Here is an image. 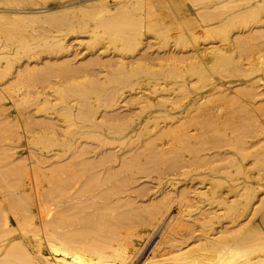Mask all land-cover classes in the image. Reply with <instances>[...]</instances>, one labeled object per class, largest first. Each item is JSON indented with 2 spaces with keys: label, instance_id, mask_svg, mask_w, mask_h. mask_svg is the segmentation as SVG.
<instances>
[{
  "label": "bare ground",
  "instance_id": "bare-ground-1",
  "mask_svg": "<svg viewBox=\"0 0 264 264\" xmlns=\"http://www.w3.org/2000/svg\"><path fill=\"white\" fill-rule=\"evenodd\" d=\"M83 1L33 16L88 34L75 40L91 51L81 66L51 37L37 44L44 59L19 70L35 47L0 27L16 45L0 46V126L25 150L0 147V264H137L150 235L138 264H264V0H187L165 13L158 0L74 8ZM128 102L135 113H116ZM153 167L171 175L165 185H136Z\"/></svg>",
  "mask_w": 264,
  "mask_h": 264
},
{
  "label": "rangeland",
  "instance_id": "rangeland-1",
  "mask_svg": "<svg viewBox=\"0 0 264 264\" xmlns=\"http://www.w3.org/2000/svg\"><path fill=\"white\" fill-rule=\"evenodd\" d=\"M0 1H2V2H5V0H0ZM26 1V0H25ZM32 2V3H29V2ZM43 1V2H42ZM66 0H27V2L26 3H24L22 6H19V8H18V6L17 7H15V6H11V5H1L0 7H1V9H0V11L1 12H6V14H7V12L8 13H15V14H17V15H24V16H31L29 19L27 18L26 20H28V21H30V19L31 20H33L32 22L30 21V22H28V21H24V22H22V21H20V23H19V21H16V22H14V24H12V21L10 20H8V19H6L5 20V17H3V18H0V27H1V29H3V31H5L6 30V32H7V30L8 31H10V32H13V30H14V34H17L18 32H20V30H21V32L19 33V35L17 34L16 36L14 35V42L12 41L11 43H16V45H18L17 44V41L19 40H23V38H25L23 41L21 40L20 42H22V43H26V42H28V43H26V44H28V45H33L32 47H35V50H33V52L31 53L32 54V57H30L29 59H27V57L25 58V55H22V53H20L19 54V56L17 57V58H19V61L18 62H16V64H18L19 65V70H23L22 68L23 67H25L26 65H25V63L27 62V60H29V62H31L32 63V61H36V59L37 58H40L41 60H42V58L44 59V57L46 56V54H45V52L41 49V48H38V46L39 45H41V44H43L42 43V41L44 40V41H48V40H50L51 41V39H49V38H51V37H54V38H57V39H60V40H62L64 43H66V45H70V47H68V49H69V53H71V52H73L74 51V53H75V51H77V56L78 57H75L74 58V60H72V63L71 64H74V66H81V65H83L84 63H85V59L86 58H88V56L90 55V53H91V51H88V50H86V49H84V47H82V46H79V45H77V42L75 41V40H77L78 38H81V41L82 40H84V41H86L85 39H87V35L88 34H81L80 33V31L78 32V31H75V32H66V33H63V32H56L57 31V29H54V28H49L46 24H44L42 21H41V19H43V18H39L40 20L39 21H36V19H38V17L36 18V17H33L34 15H43V14H48V13H54V12H56V11H58V10H60V7H62L63 5H64V2H65ZM86 1H87V3H86ZM94 1V2H93ZM100 1H102V2H105V5L106 6H108L109 8H111V9H114L115 7H117L116 5H117V3H118V1L117 0H84L82 3H78V4H75L74 5V8L76 9V8H78V7H81V6H87V5H91V4H93V6H94V8L97 6L98 7V4H96V2H100ZM129 1H132V0H129ZM159 2H156V1H154V2H156V4H155V9H156V11L158 12V11H160V12H162V13H165L164 11H166L167 12V10H166V8L167 7H169V8H172L173 9V6L175 5V6H181L182 7V5H180L182 2H184L187 6H191V4H189V1H187V0H158ZM63 2V3H62ZM91 3V4H89V3ZM116 3V4H115ZM169 4H170V6H169ZM157 5V6H156ZM92 6V7H93ZM3 7V8H2ZM92 7H90V8H92ZM143 8L145 7V5L144 6H142ZM141 7V8H142ZM6 8V9H5ZM16 8V9H15ZM45 9V10H49V11H47L46 13H42V12H39V10H42V9ZM157 8H158V10H157ZM19 9V10H18ZM97 9V8H96ZM54 10V11H53ZM73 11H74V9H73ZM72 9L70 10V12H69V16H70V14H72L73 13V15H72V17H74V14H75V18L77 17L78 18V16H79V14L80 13H78L77 12V10H75V12H72ZM5 14V15H6ZM7 15H10V14H7ZM2 17V16H1ZM32 17H33V19H32ZM79 18H80V16H79ZM4 20V21H3ZM42 22V24L41 25H39L41 22ZM35 22H37V23H35ZM30 23H32V24H30ZM18 24V26H16L17 28H15V25H17ZM21 24V25H20ZM36 24V25H35ZM13 25H14V27H13ZM26 25V26H25ZM13 27V28H12ZM6 28V29H5ZM5 29V30H4ZM20 29V30H19ZM26 31H25V30ZM15 30H17V33H15ZM31 30H33V31H35L36 30V33L37 34H35V32L33 33V32H31ZM42 30V31H41ZM26 32V33H25ZM3 32H0V46H1V48L2 49H4V50H6V51H13V50H15V46L16 45H14V46H12L13 44H11L9 41L10 40H8L9 38L7 37V35H6V33H3ZM57 33H58V35H57ZM63 33V34H62ZM31 34V35H30ZM38 34H40V35H38ZM59 34H62V35H59ZM22 36V38H21V36ZM2 36H3V38H2ZM6 36V37H5ZM30 36V37H29ZM44 36V37H43ZM77 37V38H76ZM8 38V39H7ZM19 38V39H18ZM27 38V39H26ZM31 38V39H30ZM33 38V39H32ZM47 38V39H46ZM74 38V39H73ZM6 40V41H4V40ZM17 39V41L15 42V40ZM72 39V40H71ZM2 40V41H1ZM26 40V41H25ZM28 40V41H27ZM32 40V41H31ZM78 40H80V39H78ZM4 41V42H3ZM84 41H82V42H84ZM19 42V43H20ZM32 42V43H31ZM71 42V43H70ZM150 42H152V40L150 41ZM7 43V44H6ZM37 44H38V46H37ZM7 45H9L8 47H7ZM77 45V46H76ZM4 47V48H3ZM3 50V51H4ZM37 51V52H36ZM40 51V52H39ZM153 51H155V48H152V49H150L149 50V53L151 52H153ZM79 52V53H78ZM73 54V53H72ZM37 55V56H36ZM86 57V58H85ZM104 57V56H103ZM103 57H102V60H104L103 59ZM9 58H13L12 56H10ZM105 59H106V57H104ZM25 59V60H24ZM82 59V60H81ZM83 59H84V61H83ZM89 59V58H88ZM32 60V61H31ZM79 61V62H78ZM84 63H83V62ZM87 61V60H86ZM41 62H44V60L43 61H41ZM41 66H42V68H41ZM33 68V63L32 64H30V66L28 67V68ZM40 68L41 69H33L32 71L34 72V74H33V72H31V74H33L34 75V77H33V75H30L31 76V78L33 79V81H31V83L32 82H34V84L32 85V86H34L35 88L36 87H41L42 86V82H41V78H42V81H43V79H44V76H47L46 74H45V72H47L46 71V69L47 68H43V65H40ZM83 68V67H82ZM43 69H45V72H44V76L42 75V71H44ZM104 69H106V68H102V67H100V68H98V70H100V71H105ZM30 70V69H29ZM37 70V71H36ZM40 70H42V71H40ZM29 73H30V71H29ZM40 73V74H39ZM38 75V76H37ZM29 76V77H30ZM43 76V77H42ZM49 76V75H48ZM31 78H30V80H31ZM40 81V82H39ZM31 93V95H32V91L30 92ZM32 103V105L31 106H29L28 108H27V111H29V110H31L30 112H33V107H35L34 105V102H31ZM130 102H128L127 104H124V107H120V109H122V110H117V112L116 113H118V111H119V113H125L127 110H129V112L130 113H135L136 112V109H134L135 107L133 106V105H130L129 104ZM128 105V106H127ZM132 108V109H131ZM133 110V111H132ZM23 112V117H25V113H26V110H24V111H22ZM12 115L13 114H11L10 115V118L12 117ZM31 129H33L34 130V128H31ZM78 130V129H77ZM15 131V128H13V127H10V125H4L3 126V124L0 126V147H5V146H15V147H17V145L19 146L20 145V151H19V149L17 150L18 151V155L20 156V157H23V156H25V150L24 149H22L23 147L21 146V144H23V140L22 139H20L19 138V135L17 136V134L16 135H14L13 134V132ZM11 132H12V134H13V136L11 135ZM16 132V131H15ZM2 134V135H1ZM8 134H9V136H8ZM7 137V138H6ZM83 141V140H82ZM86 141H87V143L88 144H90V145H88V146H96V145H94V144H96L95 142V140H89V139H86ZM86 141H84V142H86ZM90 142V143H89ZM94 142V143H93ZM93 143V144H92ZM117 144V143H116ZM91 146V147H92ZM113 147H114V145H113ZM115 147H116V150H120L121 148H123V147H119L118 145L116 146L115 145ZM2 149V148H1ZM3 149H6V148H3ZM22 150V151H21ZM24 151V152H23ZM0 152H1V150H0ZM2 153V152H1ZM0 153V161H1V159L3 160V157H2V154ZM22 154V155H21ZM3 164H5V162L3 163H0V171L1 170H3V171H7V173H8V170H6V169H8L9 167H2V165ZM20 165V164H19ZM18 169V168H17ZM152 168H149L148 170H147V173L145 174V172L143 173V174H141V175H144V176H142V177H144L143 179H141V181H137V183H136V185L137 184H139V186H140V184L142 183V182H153V183H157V182H159V183H162L163 185H165V182L167 181V179H169L168 177H170L171 175H168L169 173L166 171V172H161V169L159 168H157L159 171H154V169H156V167L154 168L153 167V170H151ZM20 170V171H19ZM19 170H18V172H19V175L22 173L21 172V170H22V166L20 165L19 166ZM146 171V170H145ZM160 172V173H159ZM149 173V174H148ZM167 173V175H165ZM140 175V176H141ZM145 175H149V176H145ZM155 176V177H154ZM162 178V180H160L161 178ZM166 176H168V177H166ZM137 177V176H136ZM139 177V176H138ZM140 178V177H139ZM153 178V179H152ZM165 178V180H163ZM176 178H178L177 176H176ZM179 179H181V180H184V178H182V177H179ZM171 180V179H170ZM178 189H180V187H177ZM175 208V207H174ZM174 208H172L170 211H169V213H171V215H175L176 214V209H174ZM18 214H19V212H18ZM102 221H104V219L102 220ZM0 225H1V221H0ZM9 227H10V229H14V228H16L17 226H16V222L14 221V219H10V221H9ZM104 224H102V226H103ZM105 225H107V224H105ZM109 225V227H106V228H108V229H110V227H112L111 226V224L109 223L108 224ZM101 226V225H100ZM100 227V229L101 230H104V229H106L104 226L103 227ZM27 228V227H26ZM17 229V228H16ZM30 229H32V228H30V227H28L27 228V231H30ZM108 229H106V230H108ZM0 231H1V228H0ZM105 231V230H104ZM14 233V234H13ZM12 233V235L11 236H13V237H19V230H17V232L15 233V232H13ZM151 237L149 238V236L148 237H146V236H143V242H142V246L139 248V251L140 250H142L141 252H139V254H138V256H136L135 257V259H137V264H138V260H142V259H145V257L147 258V257H149V255H150V253H151V249L154 247V245L156 244V242L158 241V238H157V236L155 237V236H153V235H150ZM152 238V239H151ZM148 239V240H147ZM146 240H147V242H146ZM147 243V244H144V243ZM143 245H145V246H143ZM148 255V256H147Z\"/></svg>",
  "mask_w": 264,
  "mask_h": 264
}]
</instances>
